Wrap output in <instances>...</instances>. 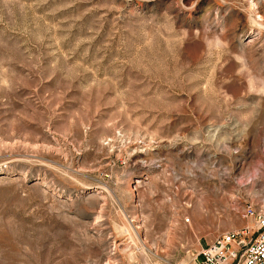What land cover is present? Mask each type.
I'll return each instance as SVG.
<instances>
[{"label":"rangeland","instance_id":"374dc122","mask_svg":"<svg viewBox=\"0 0 264 264\" xmlns=\"http://www.w3.org/2000/svg\"><path fill=\"white\" fill-rule=\"evenodd\" d=\"M260 15L264 0H0V264H194L251 235Z\"/></svg>","mask_w":264,"mask_h":264},{"label":"built area","instance_id":"2783aa9c","mask_svg":"<svg viewBox=\"0 0 264 264\" xmlns=\"http://www.w3.org/2000/svg\"><path fill=\"white\" fill-rule=\"evenodd\" d=\"M248 215L256 221L251 235L242 232L220 236L200 250L194 264H264V215L255 209Z\"/></svg>","mask_w":264,"mask_h":264},{"label":"bare ground","instance_id":"6f19581e","mask_svg":"<svg viewBox=\"0 0 264 264\" xmlns=\"http://www.w3.org/2000/svg\"><path fill=\"white\" fill-rule=\"evenodd\" d=\"M254 6V5H253ZM256 8V7H255ZM258 19L260 20V21H263L264 20V18H263V16H258ZM260 26H262V25H260Z\"/></svg>","mask_w":264,"mask_h":264}]
</instances>
